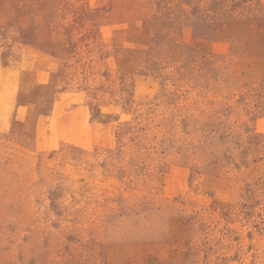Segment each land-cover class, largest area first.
I'll return each instance as SVG.
<instances>
[{
  "label": "rangeland",
  "instance_id": "obj_1",
  "mask_svg": "<svg viewBox=\"0 0 264 264\" xmlns=\"http://www.w3.org/2000/svg\"><path fill=\"white\" fill-rule=\"evenodd\" d=\"M0 264H264V0H0Z\"/></svg>",
  "mask_w": 264,
  "mask_h": 264
}]
</instances>
